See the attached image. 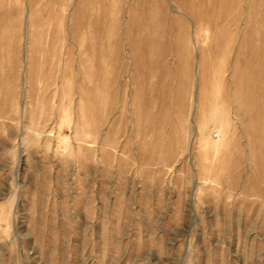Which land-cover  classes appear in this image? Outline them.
Listing matches in <instances>:
<instances>
[{
    "label": "rangeland",
    "instance_id": "rangeland-1",
    "mask_svg": "<svg viewBox=\"0 0 264 264\" xmlns=\"http://www.w3.org/2000/svg\"><path fill=\"white\" fill-rule=\"evenodd\" d=\"M0 52V264H264V0H0Z\"/></svg>",
    "mask_w": 264,
    "mask_h": 264
},
{
    "label": "crops",
    "instance_id": "crops-1",
    "mask_svg": "<svg viewBox=\"0 0 264 264\" xmlns=\"http://www.w3.org/2000/svg\"><path fill=\"white\" fill-rule=\"evenodd\" d=\"M5 62H4V57L3 54L0 52V118H9L13 119L15 117L19 116V111H18V105H19V65L15 63L14 66V79H9L7 77V74L5 72ZM21 75H22V70H21ZM170 213H173V210L167 211L162 218V222L168 223L170 220ZM71 216V214H69ZM79 216V213H76V217ZM74 217V219H78ZM82 219H85L83 223L86 224V227L89 228V225L94 226V213H92L90 216L87 213V216L82 217ZM186 221L182 223L183 226L186 227L185 224ZM179 225H176L173 223V225H167V229H176L178 228ZM168 242V241H167ZM168 243H166L167 245ZM165 245V246H166ZM167 250V248H166ZM166 261H159L157 262L158 264H171L173 261V258L167 257L165 259ZM249 263L248 259H244L243 263ZM177 264V263H176ZM182 264H185V261L182 262ZM199 264H209L204 261V263H199Z\"/></svg>",
    "mask_w": 264,
    "mask_h": 264
}]
</instances>
